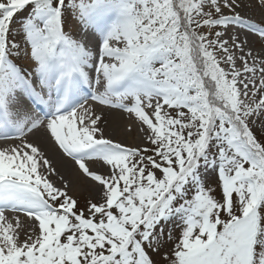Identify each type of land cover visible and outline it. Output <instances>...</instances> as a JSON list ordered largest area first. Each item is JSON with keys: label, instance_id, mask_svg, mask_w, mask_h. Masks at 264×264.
Masks as SVG:
<instances>
[{"label": "snow or ice", "instance_id": "1", "mask_svg": "<svg viewBox=\"0 0 264 264\" xmlns=\"http://www.w3.org/2000/svg\"><path fill=\"white\" fill-rule=\"evenodd\" d=\"M237 27L264 42V0H0V264H264V55Z\"/></svg>", "mask_w": 264, "mask_h": 264}, {"label": "bare ground", "instance_id": "2", "mask_svg": "<svg viewBox=\"0 0 264 264\" xmlns=\"http://www.w3.org/2000/svg\"><path fill=\"white\" fill-rule=\"evenodd\" d=\"M246 2L248 1L245 0V3ZM253 10L258 15L261 14V11L259 9L253 8ZM237 11L239 10L237 9ZM240 13L241 15H246L243 14L241 11ZM229 32L238 33L242 39L247 36L249 45L248 47H250L251 44L256 41V39H254L253 37L254 35H249L246 31H240L238 27L235 29L230 28ZM89 104L94 105L95 112L97 115L103 116V122L101 124V127L104 129V135L106 138L113 139L115 141L125 144L126 146L136 147L142 146L144 144V134L139 130V123L134 118V116L129 115L128 113L123 111H114L113 109L107 106H102L98 102L91 101L90 99ZM129 125H131L133 128V131L131 132L128 131ZM29 139L39 140V142L41 143V147L46 151L49 158L52 160L58 175H53L50 177V179L57 186L62 187V181L60 177H63L64 180H67L70 183L69 194H74L78 190V187L82 182V177L78 172L74 162L70 158L64 157L60 153V151L54 145H52V143L48 141L46 137H44L43 133L37 134L36 136H30ZM11 143H14V141L0 139V148L5 147L7 144ZM89 166L94 171L102 173L107 171V169L99 161L89 162ZM7 210H9V213L5 216H7L9 219H14L15 217L19 216L21 223L26 228L31 224L30 219L23 212H18L12 209ZM23 238V233H21V239Z\"/></svg>", "mask_w": 264, "mask_h": 264}, {"label": "rangeland", "instance_id": "3", "mask_svg": "<svg viewBox=\"0 0 264 264\" xmlns=\"http://www.w3.org/2000/svg\"><path fill=\"white\" fill-rule=\"evenodd\" d=\"M248 2H246L247 4H251L253 3V0H247ZM252 8V9H251ZM253 8H256V7H245L243 9H238L239 11H241L243 14H246V15H251V16H255L257 17L258 19H261V14L258 15L257 13L254 12ZM256 9H259V8H256ZM260 10V9H259ZM258 40V41H257ZM262 45H264V42L260 41L258 38H256V41L251 44L250 48L253 49L254 53H261L262 55L263 52H264V47H262ZM249 46V45H248ZM260 119L264 120V117H261ZM255 128L257 130V134L259 135V125H255ZM127 130V129H126ZM214 175V174H213ZM82 203V201H81ZM179 231L180 229L178 227H174L173 229V232H174V236L175 235H178L179 234ZM171 247V244H166L165 245V250H167L168 248Z\"/></svg>", "mask_w": 264, "mask_h": 264}]
</instances>
